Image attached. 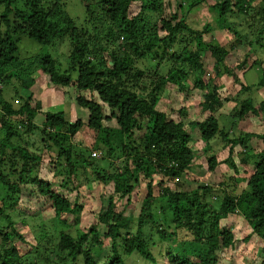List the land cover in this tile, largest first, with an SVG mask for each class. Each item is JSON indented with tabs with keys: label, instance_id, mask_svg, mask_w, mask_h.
<instances>
[{
	"label": "trees",
	"instance_id": "obj_1",
	"mask_svg": "<svg viewBox=\"0 0 264 264\" xmlns=\"http://www.w3.org/2000/svg\"><path fill=\"white\" fill-rule=\"evenodd\" d=\"M79 1L90 29L76 25L63 0H0V264H97L104 245H109L108 264H126L124 255L132 254L146 264H219L220 255L235 251L238 242L233 226L225 222L231 215L242 216L251 229L243 234V242H264V149L248 153L251 145L247 142L250 138L264 141V134H238L235 128L236 122L251 116L264 121V102L251 96L236 98L231 118L222 117L226 125L213 115L222 107L214 81L224 73L238 82L241 93L264 86V70L256 84L237 78L238 71L245 73L247 57L232 65L226 61L243 42L252 47L257 44L264 51V0L252 11L257 30L241 31L232 27L230 17L246 14L254 6L250 0H180L176 12L167 16L164 0ZM135 1L139 3L134 7ZM202 4L209 5L218 28L235 36L228 45L215 42L214 36L207 38L215 30L210 22L201 28L189 24L188 12ZM94 14L98 22L102 20L101 28L94 25ZM22 38L41 47L67 38L65 65L39 53L26 63L19 55ZM207 51L213 65L205 79L202 56ZM144 62L148 63L140 66ZM162 66L166 71H161ZM37 72L49 87L73 92L78 108L87 112L86 120L67 121L64 112L47 110L38 124L42 104L31 90ZM169 84L184 95L188 84L205 89L200 105L209 115L185 123L181 119L187 114L185 106L177 110L179 120L173 117L175 111H163L159 102ZM8 86H13L19 105L4 97L2 87ZM112 121L114 125L109 124ZM84 127L94 132L91 145L76 142ZM194 127L205 152L220 140L218 148L228 149L227 157L218 160L211 151L200 161L201 154L190 144ZM237 146L243 150L236 155L238 163L234 161ZM94 150L101 156L92 157ZM108 157L120 158V166L111 170L99 165V160ZM45 160L51 166L50 178L40 176ZM221 163L235 174L239 164L244 165L237 180L245 185L239 193L222 188L223 183L180 188L181 177L201 180L193 166L211 172ZM53 180L61 189L54 187ZM142 180L146 181V196L134 218L126 215V207ZM92 181L112 183L113 191L106 205L92 211L94 223L81 229L84 205L79 196L82 187ZM26 185L33 186L41 198L40 209H51L64 224L72 216L74 229L67 226L47 232L29 227L21 231L20 195ZM72 192L75 196L69 199L67 193ZM150 230L158 242L147 237ZM29 231L32 239L28 243ZM181 232L186 237H180ZM255 264H264V257Z\"/></svg>",
	"mask_w": 264,
	"mask_h": 264
},
{
	"label": "rangeland",
	"instance_id": "obj_2",
	"mask_svg": "<svg viewBox=\"0 0 264 264\" xmlns=\"http://www.w3.org/2000/svg\"><path fill=\"white\" fill-rule=\"evenodd\" d=\"M165 11L164 15L167 16L172 12H176L177 10V3L180 0H164ZM170 1V5L167 4ZM213 0H207L208 3H212ZM254 6H251L248 9L246 14H236L235 16H231L230 20L233 23L232 27L237 28L240 30L245 28L250 30V28H254L257 30L259 24L257 23L253 16V10L255 11L256 8H259V5H256L260 0H250ZM64 2V9L66 12L74 19L76 25L83 28L90 29L91 25L85 21V10L84 7L81 5L79 0H63ZM139 2H134V7L138 6ZM22 6V3H18ZM187 5V3H186ZM96 11V10H95ZM96 20L94 21V25L101 28L102 20L98 22L97 18L98 15L94 14ZM188 22L190 25L201 28L205 23L210 22L211 25L214 26L215 30L212 31L210 34L207 35V38H211L214 36L215 42H218L221 45H228L232 40H234L235 36L231 31H227L223 28H218L213 21L214 13L210 10L208 4H202L200 7L191 10L187 14ZM251 25V27H249ZM257 32V31H256ZM264 38V35L262 36ZM67 51H68V41L67 38H63L60 41L56 42L52 46L41 47L37 45L35 42L28 38H22L20 42L19 48V55L21 58H24L26 63L28 58L32 57L34 54H49L59 62L63 63L64 65L67 61ZM247 57V63L244 64L243 71L237 72V78L240 79V82L247 83V84H256L258 82L261 73L264 70V51L261 49L259 45L256 44V47H252L245 42L238 45L227 57L226 61L229 65L240 63ZM255 60V61H254ZM202 62L204 65L205 70L202 72L196 71L198 75H202L205 79L211 73L213 59L210 56L209 51L205 52L202 56ZM148 62H144L143 64L140 63V66L146 65ZM250 64H253L252 67L249 68ZM63 65V64H62ZM63 69V68H62ZM161 71L164 70V66H162ZM243 74V78L241 77ZM36 82L31 87V90L35 94V98L41 101V111L37 115L36 122L40 124L44 119V112H57L62 111L64 112V117L67 121H74L77 118L82 120H86L87 112L81 108H78L76 103L74 102V93L73 92H63L56 90L53 87H49V85L44 81L43 74L41 72H37L35 75ZM218 87V95L220 98V102L222 104L221 108H218L216 111L213 112V115L219 117L222 123L226 125V120L222 119L225 115L231 116L230 111L232 107L236 104V101L242 100L245 97L251 96L257 102L263 100L264 102V86L262 87H253L251 90L241 93L240 85L237 81L233 80L232 76L224 73L222 76L217 77L214 81ZM191 84L185 85L187 88L186 94H182L175 86L171 84L167 85L166 89L161 95V99L159 102V107L166 112H170L171 110L175 111L173 113V117L175 120H179V114L177 110L181 106H185L187 109V114L185 117H181V119L187 123L190 121H201L206 116L209 115V111L204 110L200 102L203 101V94L206 92L205 89H197L192 88ZM13 86L2 87L3 95L6 99L10 100L14 103L15 106L19 105L18 98L15 97L13 93ZM69 91V90H68ZM66 93V94H65ZM224 98H226L224 100ZM237 98V100H236ZM228 100V101H226ZM256 102V103H257ZM231 118V117H230ZM222 119V120H221ZM229 119V118H228ZM225 120V121H223ZM221 123V124H222ZM238 134L245 132H252L254 134L263 135L264 134V121L258 119L257 117H248L246 120L241 122H236ZM110 125H114L112 121L109 123ZM230 124V119H229ZM191 130V145L196 154H201V159L203 156H209L212 152L215 151L217 154L218 160H222L227 157L228 149H220L218 148L222 142L220 140L213 141L211 144L210 150L205 152L203 149V143L201 142L199 130L194 127ZM94 140V132L89 130V128L84 127L80 132L79 138L76 140L86 143L87 145H91ZM248 144L251 145L250 151L259 152L264 149V141L260 138H250ZM254 149V150H253ZM243 151L240 146H237L234 150V161L238 163V157L236 156L238 152ZM194 153V154H195ZM241 154V153H240ZM197 162H200L198 158L196 159ZM47 160L43 161L42 167L40 170V176L44 178L51 177V171L49 163L47 164ZM202 163V162H201ZM205 164V163H204ZM99 165L103 168L109 167L111 170L118 168L120 166V158L116 157H108L105 160H99ZM202 165V164H201ZM206 165V164H205ZM243 167L244 165L239 164V172L234 173L233 169L228 168L227 165L221 163L219 164L214 171L208 172L205 167H198V165L193 166L192 170L194 175H197L201 180L195 181L193 178H184L181 177L180 179V188H184L189 190L193 187L198 186V184H211L216 187L219 183H223L224 185L222 188H228L230 192H240L242 188H244V183L237 180L240 176L243 175ZM88 172L91 173V170L88 169ZM110 171V170H109ZM153 177L155 179L158 176L153 173ZM146 181L142 180L131 193L132 203L128 205L126 208V215L131 214L134 218L137 216L138 209L141 204V200H143L146 196ZM53 185L57 189H61L58 185L57 180H53ZM82 194L79 199L80 202L83 203V209L80 214V223L81 229L88 228L92 225L95 221V214L92 211H96L100 204L106 205L107 196L113 191L112 183H108L106 185H102L98 181H92L88 185L82 187ZM104 189V190H103ZM36 190L31 185L22 186V194L20 195V205L23 208V214L19 216V224L18 228L21 231L31 230L32 229L39 230L40 228L44 229L47 232H52L54 230H59L63 228H70L74 229V219L72 216L66 217V223L64 224L61 218L56 217L54 212L49 208L40 209L39 207L42 204L41 198L40 200L36 197ZM103 191V192H102ZM69 199H73L75 196V192L67 193ZM121 206H123L124 201L119 202ZM161 203V202H159ZM22 221H25L26 225ZM227 224L233 226V230L237 237L238 242L236 243V250L232 251L229 254H221L219 257V264H255L264 257V251L262 250V245L264 242H260L256 239H250L247 242L242 241L243 234H247L251 229L249 228L247 222L239 215H231L229 219L225 221ZM68 226V227H67ZM99 233L101 234L104 229L103 227L98 228ZM27 241L29 243L30 239H32L31 232H27ZM180 237H186L183 232H181ZM147 237H150L154 240V242H158V237L155 231L150 230L147 233ZM104 248L101 249L100 254L98 255L96 262L97 264H108L110 261L108 252L109 245H104ZM106 250V251H105ZM222 253V252H221ZM124 260L126 264H146V262L142 261L141 258L137 254H132L130 256L124 255ZM161 263V260H158Z\"/></svg>",
	"mask_w": 264,
	"mask_h": 264
},
{
	"label": "built area",
	"instance_id": "obj_3",
	"mask_svg": "<svg viewBox=\"0 0 264 264\" xmlns=\"http://www.w3.org/2000/svg\"><path fill=\"white\" fill-rule=\"evenodd\" d=\"M91 156L95 157V158H98V157L101 156V152L98 151V150H94V151L91 152Z\"/></svg>",
	"mask_w": 264,
	"mask_h": 264
}]
</instances>
